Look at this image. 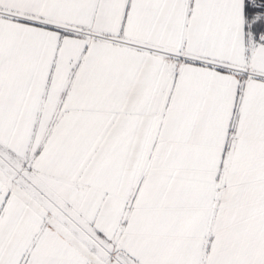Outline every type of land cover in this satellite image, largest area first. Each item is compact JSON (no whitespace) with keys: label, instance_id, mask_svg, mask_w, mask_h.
Instances as JSON below:
<instances>
[{"label":"snow or ice","instance_id":"obj_1","mask_svg":"<svg viewBox=\"0 0 264 264\" xmlns=\"http://www.w3.org/2000/svg\"><path fill=\"white\" fill-rule=\"evenodd\" d=\"M0 264H264V0H0Z\"/></svg>","mask_w":264,"mask_h":264}]
</instances>
